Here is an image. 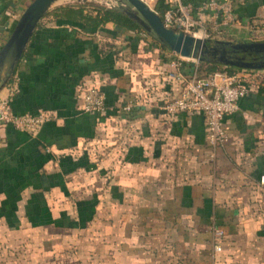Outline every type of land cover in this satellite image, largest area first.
Wrapping results in <instances>:
<instances>
[{
    "label": "crops",
    "instance_id": "obj_1",
    "mask_svg": "<svg viewBox=\"0 0 264 264\" xmlns=\"http://www.w3.org/2000/svg\"><path fill=\"white\" fill-rule=\"evenodd\" d=\"M31 1L0 0V47ZM182 1L196 16L207 5L210 38L264 40V0H230L233 25L218 11L226 0ZM152 39L113 22L41 20L0 97L15 114L56 119L35 133L0 128V225L82 232L94 264H264V82L227 116L213 157L204 114L163 108L182 83L175 54ZM90 89L105 113L82 110ZM213 227L226 232L222 252Z\"/></svg>",
    "mask_w": 264,
    "mask_h": 264
},
{
    "label": "built area",
    "instance_id": "obj_2",
    "mask_svg": "<svg viewBox=\"0 0 264 264\" xmlns=\"http://www.w3.org/2000/svg\"><path fill=\"white\" fill-rule=\"evenodd\" d=\"M165 2L168 8L162 18L168 27L196 36L209 37L206 31L207 5L202 6L196 16L190 2L182 0H165ZM218 11L225 25H233L237 22L230 0L219 4ZM137 31L144 37H149L145 31ZM192 60L195 59L175 54L172 66L176 69L175 78L182 83V90L179 96L167 101L163 108L170 114L178 112L204 114L208 141L212 149L211 155L214 157L215 151L229 140L226 127L227 116L238 110L240 100L253 90V86L260 84L259 76L263 71L239 69L230 73L224 69L201 78L196 71L188 73L182 68L184 63ZM82 100V110L87 113H104L107 110L103 92L90 89L84 93ZM123 109L130 110L131 105H125ZM55 119L56 115L50 111H41L37 114H15L10 97H0V127L12 125L17 129L35 133L45 123ZM261 183L264 186V177L261 178ZM212 231L215 250L222 252L226 232L222 227H213Z\"/></svg>",
    "mask_w": 264,
    "mask_h": 264
},
{
    "label": "water",
    "instance_id": "obj_3",
    "mask_svg": "<svg viewBox=\"0 0 264 264\" xmlns=\"http://www.w3.org/2000/svg\"><path fill=\"white\" fill-rule=\"evenodd\" d=\"M68 4H88L118 11L174 54L236 69L264 70V40L234 41L186 33L168 27L144 0H32L0 47V92L14 77L41 20L53 9Z\"/></svg>",
    "mask_w": 264,
    "mask_h": 264
},
{
    "label": "rangeland",
    "instance_id": "obj_4",
    "mask_svg": "<svg viewBox=\"0 0 264 264\" xmlns=\"http://www.w3.org/2000/svg\"><path fill=\"white\" fill-rule=\"evenodd\" d=\"M145 2L154 8V1ZM84 238L82 232L10 230L0 225V264H94L86 260V255L97 247L82 242Z\"/></svg>",
    "mask_w": 264,
    "mask_h": 264
},
{
    "label": "trees",
    "instance_id": "obj_5",
    "mask_svg": "<svg viewBox=\"0 0 264 264\" xmlns=\"http://www.w3.org/2000/svg\"><path fill=\"white\" fill-rule=\"evenodd\" d=\"M167 8H168V5L165 2V0H157L155 7H154V9L157 11V13L161 17L164 16V12ZM49 16L68 19L72 21H78V22H82L88 25L90 24L98 28L105 26L109 22H113L118 27L125 29V30H142L132 19H130L128 16L118 11H115L113 9H108L105 7H101V6H94V5H88V4H68L65 6L57 7L53 9L52 11L48 12L45 18ZM152 41L158 43L154 39H152ZM159 45L161 46V48L167 49L165 46L161 44ZM220 67L221 65L219 64L201 61L199 63L198 70H197L198 76L201 78L208 77L212 75L213 73L220 71L221 70ZM225 69L228 70L230 73H233L239 70V69L232 68V67H226ZM14 78L15 77H13L9 81L8 85L13 82ZM259 79H260V82L262 81L264 82V72H261ZM26 114H29V113H26Z\"/></svg>",
    "mask_w": 264,
    "mask_h": 264
},
{
    "label": "flooded vegetation",
    "instance_id": "obj_6",
    "mask_svg": "<svg viewBox=\"0 0 264 264\" xmlns=\"http://www.w3.org/2000/svg\"><path fill=\"white\" fill-rule=\"evenodd\" d=\"M249 59H253V58L249 57Z\"/></svg>",
    "mask_w": 264,
    "mask_h": 264
}]
</instances>
